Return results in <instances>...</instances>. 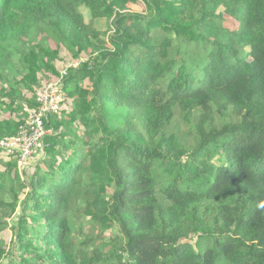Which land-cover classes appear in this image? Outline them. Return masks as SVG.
Masks as SVG:
<instances>
[{
    "label": "trees",
    "instance_id": "obj_1",
    "mask_svg": "<svg viewBox=\"0 0 264 264\" xmlns=\"http://www.w3.org/2000/svg\"><path fill=\"white\" fill-rule=\"evenodd\" d=\"M136 1L0 0V141L60 75L50 62L89 55L40 161L19 173L0 149L1 264H264V0L121 13ZM191 210L200 225L178 235Z\"/></svg>",
    "mask_w": 264,
    "mask_h": 264
},
{
    "label": "rangeland",
    "instance_id": "obj_2",
    "mask_svg": "<svg viewBox=\"0 0 264 264\" xmlns=\"http://www.w3.org/2000/svg\"><path fill=\"white\" fill-rule=\"evenodd\" d=\"M134 3H132V2L129 3L127 5L128 9L126 11H122L121 13L126 14L128 12H131V13L146 14L147 7L144 5L142 0H137L136 3L135 4ZM82 13L84 14L85 18L88 19L87 10L83 9ZM112 17L113 16H111L110 18L102 19V21H99V20L96 21V26L102 28V32H101L102 38L101 39L104 41L105 47L107 46V43L109 41V37L113 34V28L111 27V19H112ZM93 55H96V54H93ZM65 57H66V59H61L62 63L60 61H52V62H50V63H53V62H58L59 63L58 66H59L60 75L54 76V75H52L50 73H46L45 77L41 78L40 85L35 88V92H36L37 98L38 97H42V96L46 97V98H48L49 102L52 105L59 106V109H60V103L63 100V89H62L63 88V77L66 75V70L68 68H76V67H78V64H81V63L89 60L88 59V57H89L88 54H82L80 56V59H78V60H74V59H71V58L69 59L68 55H66ZM44 90L48 91L49 94L46 95L45 92L41 93ZM23 94L26 95V96H30L31 95L26 90H24ZM22 108L23 109H22V113L21 114H19L20 112H17V115H18L17 119H21V118L23 119V117H24L25 124H30L31 123V119L28 116L27 117L24 116L23 113L25 111H28L29 114H32L33 110H36V108L35 109H29L28 107H26V104H24V103L22 104ZM3 116L4 115H0V117H3ZM19 128H20L19 130L22 129V133L25 134V128L23 126L22 127L20 126ZM21 139L23 141H25L27 144H29L30 141H31L30 138L25 137V136H23ZM19 147L20 148H24V145L20 144ZM1 151L7 153V151H4V150H1ZM8 154L9 155H16L14 150L8 151ZM19 159H18V169H19L18 171H19V173H23V171H27V169L30 168L32 165H34L35 163H38V161H40V159H41V156L39 158L33 159L32 161L28 160L25 163H23V161L19 160ZM14 172H15V170L12 171V176L14 175ZM182 184L184 186L187 185L185 182H183ZM24 193H26V191ZM192 216H195V213L191 210V212L188 215L187 219L183 223V230L178 232L177 233L178 235L190 234L194 227H197V226L200 225L198 223V220L195 221V219L193 220L191 218ZM191 219L193 221H191ZM88 221H89V219H84V221H82L80 219V221H76V228H77V234L78 235L90 233V224H88ZM36 227H37V225L35 224L34 227H33L35 232H36ZM210 229H211V225L209 224L207 226L206 230L210 232ZM113 235H114V231L113 230L111 232H107L106 234H104V241L108 243L110 240H112L114 238ZM190 237H193V235H190ZM10 240H11V233L9 231V236L5 240V245H6L5 246V249H6L5 252L9 251L8 250L9 249L8 245L10 243ZM179 240H180L179 242H188V243L194 244L193 240L190 241L189 239H185V238L184 239H179ZM0 250H1V247H0ZM14 256H15V253L13 254V257ZM10 258H11V256L9 257V259ZM5 259H6V257L4 255V257L0 260V264ZM4 263H5V261H4Z\"/></svg>",
    "mask_w": 264,
    "mask_h": 264
},
{
    "label": "built area",
    "instance_id": "obj_3",
    "mask_svg": "<svg viewBox=\"0 0 264 264\" xmlns=\"http://www.w3.org/2000/svg\"><path fill=\"white\" fill-rule=\"evenodd\" d=\"M43 92H45L46 95L49 94L48 91L44 90L41 93ZM37 100L40 103L39 108L33 110L32 114L25 111L27 116L31 119L30 124H25L24 122L22 125L25 128V134L22 133L21 129L18 131L16 136L5 138L0 141L1 150L7 151V154L8 151L14 150L16 155L10 156L17 157V159L20 158L19 160H22L23 163L28 160L32 161L33 159L41 156L43 153V138L45 135L50 133L49 130L45 129L44 120H47L50 114H59L60 110L59 106L52 105L46 97H38ZM23 136L30 138L31 141L29 144L21 139ZM20 144H23L24 148H20Z\"/></svg>",
    "mask_w": 264,
    "mask_h": 264
}]
</instances>
